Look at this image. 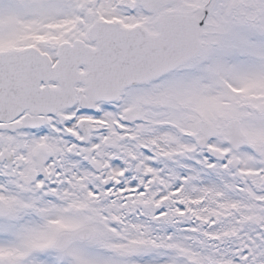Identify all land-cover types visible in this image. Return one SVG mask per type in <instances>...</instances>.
<instances>
[{
  "label": "snow or ice",
  "instance_id": "6c2138e0",
  "mask_svg": "<svg viewBox=\"0 0 264 264\" xmlns=\"http://www.w3.org/2000/svg\"><path fill=\"white\" fill-rule=\"evenodd\" d=\"M0 264H264V0H0Z\"/></svg>",
  "mask_w": 264,
  "mask_h": 264
}]
</instances>
